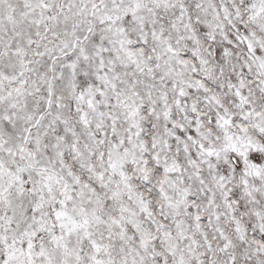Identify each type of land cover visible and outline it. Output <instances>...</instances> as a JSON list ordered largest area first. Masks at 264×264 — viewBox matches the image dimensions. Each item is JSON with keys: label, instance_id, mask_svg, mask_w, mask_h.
I'll return each instance as SVG.
<instances>
[{"label": "snow or ice", "instance_id": "6c2138e0", "mask_svg": "<svg viewBox=\"0 0 264 264\" xmlns=\"http://www.w3.org/2000/svg\"><path fill=\"white\" fill-rule=\"evenodd\" d=\"M0 264H264V0H0Z\"/></svg>", "mask_w": 264, "mask_h": 264}]
</instances>
